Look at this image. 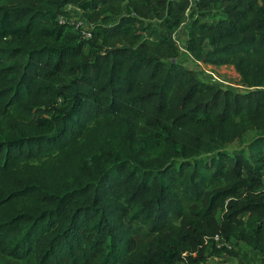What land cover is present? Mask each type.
I'll list each match as a JSON object with an SVG mask.
<instances>
[{"label":"trees","instance_id":"obj_1","mask_svg":"<svg viewBox=\"0 0 264 264\" xmlns=\"http://www.w3.org/2000/svg\"><path fill=\"white\" fill-rule=\"evenodd\" d=\"M242 247L264 264V0H0V264H211Z\"/></svg>","mask_w":264,"mask_h":264},{"label":"rangeland","instance_id":"obj_2","mask_svg":"<svg viewBox=\"0 0 264 264\" xmlns=\"http://www.w3.org/2000/svg\"><path fill=\"white\" fill-rule=\"evenodd\" d=\"M186 31L184 27H181L179 31H177L176 36L179 40V45L181 48H183L184 44V37H185ZM179 61L185 65L186 67H189L191 69H194L198 72L199 76L205 80V81H211L212 76L208 75L206 72H212L214 74V77H217V79H214V81L221 82L222 85L233 87L237 89H241L240 81H239V75L236 73L234 68L232 66H219L215 67L210 64H205L200 61H194L192 57L186 53L185 51L181 50L179 54ZM256 135V132L254 130L248 131L242 141H234L232 143H229L226 145V150L229 152L241 149L245 146V144L248 143L249 140H251ZM236 249V248H234ZM237 256L231 259H225L221 261H215L212 264H258L257 259L254 260L250 259V256L248 255L246 248H241L240 250H237Z\"/></svg>","mask_w":264,"mask_h":264},{"label":"built area","instance_id":"obj_3","mask_svg":"<svg viewBox=\"0 0 264 264\" xmlns=\"http://www.w3.org/2000/svg\"><path fill=\"white\" fill-rule=\"evenodd\" d=\"M61 20L63 21V19L61 18ZM76 27H79L81 29V33L84 37H90V31L89 28L90 26L87 25L85 23L84 20L77 18L76 23H75ZM208 75H211L213 79H211V81H214V79H217V77H214V74L212 72H206ZM213 239L216 241V246L217 247H221V246H225L227 248H230V244L228 242H226L225 240L221 239L220 236L218 234H215L213 236Z\"/></svg>","mask_w":264,"mask_h":264},{"label":"crops","instance_id":"obj_4","mask_svg":"<svg viewBox=\"0 0 264 264\" xmlns=\"http://www.w3.org/2000/svg\"><path fill=\"white\" fill-rule=\"evenodd\" d=\"M214 263V262H213ZM212 264V263H211ZM259 264V263H258Z\"/></svg>","mask_w":264,"mask_h":264}]
</instances>
